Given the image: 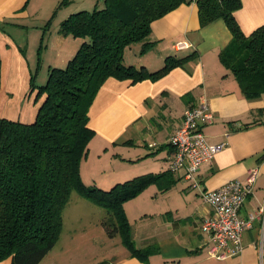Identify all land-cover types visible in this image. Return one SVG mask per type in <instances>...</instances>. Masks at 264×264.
Wrapping results in <instances>:
<instances>
[{
	"label": "crops",
	"instance_id": "0c3cea01",
	"mask_svg": "<svg viewBox=\"0 0 264 264\" xmlns=\"http://www.w3.org/2000/svg\"><path fill=\"white\" fill-rule=\"evenodd\" d=\"M240 1L241 8L234 12V17L248 36L264 24V0ZM100 2L0 0V118L29 123L37 110L34 92L24 101L30 91L29 62L21 53V46L9 37L57 36L60 40L63 36L67 40L71 35L63 32L62 23L73 13L93 10ZM223 21L214 20L200 27L197 5H180L154 21L144 41L124 49L123 62L155 72L162 68L167 57H189L188 60L154 80L133 83L108 78L95 95L88 112V127L94 136L80 165L88 163L91 148L97 142L92 154L106 155L117 163L113 177L101 181L106 186L114 183L113 178L120 184L166 172L139 195L154 189L151 198H161L164 203V213L157 225L143 233L130 229L134 247L143 250L144 255L131 256L129 251L119 248L117 254L100 255L97 264H264V241L261 246L257 221L242 234L241 253L222 260L208 256L206 250L211 243L201 224L211 215L210 207L201 199L199 189L190 186L183 171L168 169L172 154L169 136L180 125L184 110L204 96L214 121L203 126L202 132L209 145L223 144V147L195 173L200 188L211 191L227 182L243 180L248 170L257 168L259 173L251 195L240 209L241 216L264 202V94L258 99L242 96L234 76L219 59L232 38ZM72 39L70 44H80ZM177 42H185L187 48L176 49ZM62 52L68 59L60 62L67 63L71 53ZM110 146H114L111 151ZM80 176L86 186L95 184L103 188L92 178L85 179L81 170ZM51 250L39 264H57L55 260L44 262ZM0 264H10V259Z\"/></svg>",
	"mask_w": 264,
	"mask_h": 264
},
{
	"label": "trees",
	"instance_id": "16d2710c",
	"mask_svg": "<svg viewBox=\"0 0 264 264\" xmlns=\"http://www.w3.org/2000/svg\"><path fill=\"white\" fill-rule=\"evenodd\" d=\"M191 3L197 5L200 27L224 20L232 38L219 59L242 96L258 99L264 94V24L245 36L234 17L240 0H101L91 11L73 13L62 27L80 41L78 49L65 67L48 71L44 85L29 83L30 91L36 89L34 120L0 118V261L39 264L59 239L62 211L72 193L105 210L100 224L107 237L120 236L131 256L144 255L134 247L122 205L166 172L109 190L86 186L79 165L94 136L88 112L108 78L154 80L188 60L167 57L161 69L148 72L125 65L123 55L150 35L154 21Z\"/></svg>",
	"mask_w": 264,
	"mask_h": 264
},
{
	"label": "rangeland",
	"instance_id": "374dc122",
	"mask_svg": "<svg viewBox=\"0 0 264 264\" xmlns=\"http://www.w3.org/2000/svg\"><path fill=\"white\" fill-rule=\"evenodd\" d=\"M9 39L21 46V53L30 65L29 83L31 82L35 87L46 83L48 71L51 68L65 67L66 63H61L60 59L68 58L62 56L64 54L62 51H70L71 54H68L70 55L68 57L71 58L79 47L77 43H69L70 40H73L72 37L63 40V36H61L59 40L57 36H10ZM56 39L59 41L56 42ZM28 92L24 101H28L30 94L36 92V89ZM97 145L95 142L91 148V157L88 163L84 162L80 165V170L86 177L85 179L92 178L98 184L103 185V190H109L117 184L115 178L111 179L114 183L112 182L113 184L108 186L101 181L113 177V173L117 171V163L110 161L106 155L96 157L97 153L92 154L96 151ZM113 147L110 146L109 150L111 151ZM92 187L99 188L95 184ZM151 195H154V189L148 190L138 199H135L137 197L135 196L123 203L122 207L126 211L130 229L140 230L143 233L145 229L148 230L159 223L164 213V203L161 198L153 200ZM105 215L104 209L79 197L76 193H72L69 202L62 211V229L59 239L44 262L55 260L57 264H97L96 261L102 254L109 255L112 252L117 254L119 248L126 251L120 236L111 239L105 234L100 224ZM116 244L118 247L114 248Z\"/></svg>",
	"mask_w": 264,
	"mask_h": 264
},
{
	"label": "built area",
	"instance_id": "2783aa9c",
	"mask_svg": "<svg viewBox=\"0 0 264 264\" xmlns=\"http://www.w3.org/2000/svg\"><path fill=\"white\" fill-rule=\"evenodd\" d=\"M185 42H177L176 49L187 48ZM214 117L209 102L202 96L197 104L184 110L181 123L169 136L172 154L168 162L171 172L183 171L190 186L199 189L201 199L208 204L211 215L201 224L202 231L211 243L206 253L208 256L222 260L242 252V234L250 229L254 221L260 223V244L264 241V202L241 216L240 209L251 195L258 169L248 170L243 180L227 182L211 191L200 188L196 178L199 166L212 159L223 147V144L209 145L202 132V127L212 124Z\"/></svg>",
	"mask_w": 264,
	"mask_h": 264
}]
</instances>
